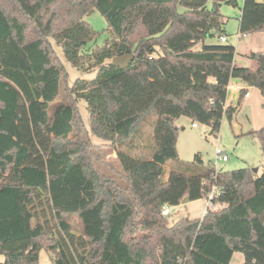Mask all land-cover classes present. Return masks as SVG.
<instances>
[{
  "label": "trees",
  "instance_id": "trees-1",
  "mask_svg": "<svg viewBox=\"0 0 264 264\" xmlns=\"http://www.w3.org/2000/svg\"><path fill=\"white\" fill-rule=\"evenodd\" d=\"M223 3L237 0H0V264H37L43 248L54 264H230L238 251L244 264H264V171L219 170L198 155L181 166L177 146L175 122L194 102L214 132L218 113L234 118L248 88L228 104L231 80L264 95V52L246 55L251 64L244 66L233 44L206 42L225 35ZM95 9L111 38L87 48L95 31L84 16ZM240 31L264 32V0H244ZM51 37L68 61L96 76L68 85ZM128 53L130 65H112ZM197 68L212 71L217 83L183 75ZM125 74L133 76L131 99ZM138 80L152 94L146 107L122 116L124 102L146 99ZM63 92L66 99L51 109ZM80 100L88 104L90 133L117 151L119 179L100 170L83 137ZM151 113L158 116L154 152L123 149ZM250 134L264 151V127ZM214 185L220 209L173 224L163 214L186 196L206 198Z\"/></svg>",
  "mask_w": 264,
  "mask_h": 264
},
{
  "label": "rangeland",
  "instance_id": "rangeland-1",
  "mask_svg": "<svg viewBox=\"0 0 264 264\" xmlns=\"http://www.w3.org/2000/svg\"><path fill=\"white\" fill-rule=\"evenodd\" d=\"M244 0H237V5L223 3L220 6V12L223 14L225 23L223 25L224 34L227 36L226 43L233 44L236 47V56L241 58L243 62L248 61L246 55L251 52H264V32L254 34H246L245 36L240 31V16L242 13ZM212 5V1L209 2ZM95 31V38L87 44V48L95 45H103L111 38V32L108 28V23L103 14L95 9L84 16ZM53 47L56 50L62 64L67 71V84L73 85L78 78L92 79L96 76L97 70L87 72L82 68L74 66L65 57L64 51L55 40L50 38ZM207 43H221L220 36L208 38ZM250 61V60H249ZM251 64V62H250ZM131 75L125 74L122 78L125 80L123 92L127 99L128 85L133 83ZM231 82V81H230ZM137 88L145 89L146 99L144 102L132 101L124 102L120 115H128L146 107V103L152 94L151 88L144 80L135 82ZM64 84V82H63ZM112 85L114 84L111 83ZM252 97L243 99L234 118L229 120L223 113H218L221 119V126L218 132L211 130L210 123L207 121V113L199 102L191 104L185 113L179 117L175 124L178 127V152L181 166L192 164L198 155L203 165L209 163L216 164L219 170H235L244 167L257 168V175H261L264 171V151L260 140L250 134L251 131L264 127V95L255 87H249ZM66 99V94L63 92L52 104L51 109L60 101ZM122 99V98H121ZM124 99V98H123ZM236 104V101H234ZM79 111L85 122V132L83 137L90 140L92 150L95 154H99L101 163L100 170L106 174H113L116 178L119 177L117 171L121 169L116 158L117 151L114 153L112 147L104 146V141L90 133V114L88 104L85 100L78 102ZM121 116V117H122ZM158 116L151 113L147 116L144 123L135 133L133 138L123 145V149H131V153L144 155L149 157L155 150L154 131ZM193 122L197 126H193ZM134 146V147H133ZM133 147V148H131ZM221 148L228 154L229 160H217L216 149ZM114 154V155H113ZM115 156V157H113ZM178 163V165H180ZM176 162H170L166 167L165 178L169 176L170 170L176 166ZM119 179V178H118ZM206 198L189 200L187 203H182L176 206H171V216L169 221L171 224L184 218L192 219L202 218L206 210ZM5 261V256L0 254V262ZM245 256L243 252L238 251L233 254L230 264H244ZM37 264H54L51 254L45 249H41L39 261Z\"/></svg>",
  "mask_w": 264,
  "mask_h": 264
},
{
  "label": "crops",
  "instance_id": "crops-1",
  "mask_svg": "<svg viewBox=\"0 0 264 264\" xmlns=\"http://www.w3.org/2000/svg\"><path fill=\"white\" fill-rule=\"evenodd\" d=\"M247 60L248 61L243 62L242 59L238 58L237 56H236V59H235L237 64L244 65V66H249L251 61H249V58H247ZM186 71L187 72L186 73L184 72L183 75H185L187 77H190L191 80H193V81H204V82L211 83V84H216L217 83V79H218L217 76L212 71H210L209 69L197 68V70L188 69ZM231 82H233V83L237 82L242 87V89L243 88H248V91L250 92L249 87H246L245 84H243L241 80L233 79V80H231ZM240 95H241V91H238V90L229 91L228 92L227 103L236 105L237 102L240 99ZM251 97H252V93L250 92V96L249 97H245V96L242 97L241 102L243 101V99H248V98H251ZM234 101H236V104L234 103ZM115 152H116V150H114V153ZM113 157H115V156H113Z\"/></svg>",
  "mask_w": 264,
  "mask_h": 264
},
{
  "label": "built area",
  "instance_id": "built-area-1",
  "mask_svg": "<svg viewBox=\"0 0 264 264\" xmlns=\"http://www.w3.org/2000/svg\"><path fill=\"white\" fill-rule=\"evenodd\" d=\"M245 36V35H244ZM220 40L221 42L223 43H226L228 41V38L226 35H221L220 36ZM243 83V82H242ZM244 84V83H243ZM228 88V92L229 91H232V90H238V91H241L242 87L236 82V83H233V82H230L227 86ZM250 96V92L247 91L245 93V97H249ZM193 126L196 127L197 126V123L196 122H193ZM216 157H217V160H222V161H227L229 159V156L227 153L224 152V150H222L221 148H217L216 149ZM213 166L217 169L216 167V164H213ZM220 193V187L217 186V185H214L210 192L208 193L207 197H206V200H207V203H206V210L204 212V215L209 211V210H218L222 207V204L217 202L215 200V198L219 195ZM171 206H165V208L163 209V214L164 215H170L171 214ZM203 215V216H204ZM180 264H187L186 261H183L181 260L180 261Z\"/></svg>",
  "mask_w": 264,
  "mask_h": 264
},
{
  "label": "water",
  "instance_id": "water-1",
  "mask_svg": "<svg viewBox=\"0 0 264 264\" xmlns=\"http://www.w3.org/2000/svg\"><path fill=\"white\" fill-rule=\"evenodd\" d=\"M134 54L133 53H128V54H124V55H118V56H114L112 58V65L115 67H119V68H126L128 65H130V63L133 61L134 59ZM257 168H253V172H257ZM189 201V197L186 196L183 200L182 203H187Z\"/></svg>",
  "mask_w": 264,
  "mask_h": 264
}]
</instances>
